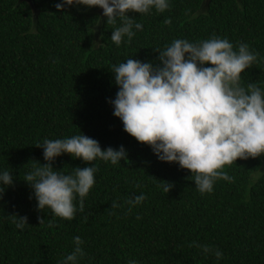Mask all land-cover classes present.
I'll return each instance as SVG.
<instances>
[{
	"label": "trees",
	"instance_id": "16d2710c",
	"mask_svg": "<svg viewBox=\"0 0 264 264\" xmlns=\"http://www.w3.org/2000/svg\"><path fill=\"white\" fill-rule=\"evenodd\" d=\"M31 1L36 12L27 0H0V168L14 176L0 194V264H56L76 235L85 251L78 264H264V169L253 176L264 154L237 157L224 166L233 179H218L201 194L190 170L157 159L123 129L109 102L118 88L112 64L130 56L159 63L155 48L174 38L246 42L258 56L241 82L264 88V0H170L163 12H129L143 28L119 46L100 7L58 10L59 0ZM81 131L102 149L123 144L128 160L96 159L84 211L68 220L37 209L23 176L32 160L45 162L37 142ZM51 163L69 172L92 162L62 153ZM160 179L173 183L167 193L157 187ZM140 192L144 201L125 203ZM113 200L122 206L113 208ZM15 214L26 216L23 229ZM193 241L219 248L222 258L203 254Z\"/></svg>",
	"mask_w": 264,
	"mask_h": 264
},
{
	"label": "clouds",
	"instance_id": "9594fccd",
	"mask_svg": "<svg viewBox=\"0 0 264 264\" xmlns=\"http://www.w3.org/2000/svg\"><path fill=\"white\" fill-rule=\"evenodd\" d=\"M81 5L102 9L105 24L114 26L110 39L119 46L122 40L129 43L135 30L143 28L129 12H163L170 7V0H59L55 8ZM164 23L171 19L166 17ZM155 50L159 63L130 56L110 66L118 86L115 97L109 98L113 115L127 133L147 143L157 159L190 170L196 189L201 194L211 193L216 180L233 179L224 170L226 164H233L237 157L264 154V88L257 82H241V73L253 65L258 53L246 42L234 47L227 37L218 35L197 41L174 38ZM35 145L42 148L45 162L32 160L30 170L24 173L23 180L32 189L29 198L35 197L37 209H50L52 216L68 220L84 211V198L95 183L97 167L93 162L100 159L115 165L128 160L123 144L102 149L95 138L82 131L63 138L45 137ZM62 153L92 163L65 172L51 163ZM13 183V172L0 168V194ZM157 187L167 193L173 183L160 179ZM145 199L146 194L140 192L125 203L131 207ZM111 206L122 205L113 200ZM38 219L39 224L44 223V218ZM14 222L16 228L23 229L27 218L15 214ZM72 241V251L56 264H78L85 255L83 239L76 235ZM192 244L218 261L223 256L219 248L196 241ZM127 264L139 262L129 259Z\"/></svg>",
	"mask_w": 264,
	"mask_h": 264
},
{
	"label": "rangeland",
	"instance_id": "374dc122",
	"mask_svg": "<svg viewBox=\"0 0 264 264\" xmlns=\"http://www.w3.org/2000/svg\"><path fill=\"white\" fill-rule=\"evenodd\" d=\"M262 169H264V164L261 166V168L258 170V171H256L254 174H253V176H256Z\"/></svg>",
	"mask_w": 264,
	"mask_h": 264
},
{
	"label": "water",
	"instance_id": "95a60500",
	"mask_svg": "<svg viewBox=\"0 0 264 264\" xmlns=\"http://www.w3.org/2000/svg\"><path fill=\"white\" fill-rule=\"evenodd\" d=\"M27 1H28V2H29V4L31 5V7H32L33 11H34V12H36V11H35V8H34V6H33V3H32V1H31V0H27Z\"/></svg>",
	"mask_w": 264,
	"mask_h": 264
}]
</instances>
